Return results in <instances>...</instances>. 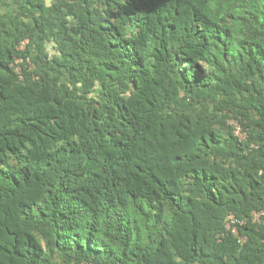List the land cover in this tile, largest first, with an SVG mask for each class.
<instances>
[{
    "label": "trees",
    "instance_id": "trees-1",
    "mask_svg": "<svg viewBox=\"0 0 264 264\" xmlns=\"http://www.w3.org/2000/svg\"><path fill=\"white\" fill-rule=\"evenodd\" d=\"M0 264H264V0H0Z\"/></svg>",
    "mask_w": 264,
    "mask_h": 264
},
{
    "label": "built area",
    "instance_id": "built-area-1",
    "mask_svg": "<svg viewBox=\"0 0 264 264\" xmlns=\"http://www.w3.org/2000/svg\"><path fill=\"white\" fill-rule=\"evenodd\" d=\"M25 46V42H23L22 47ZM28 61H30V59L28 58ZM21 62H23L22 58H18L17 59V63L20 64ZM17 70H21V67L18 65ZM235 125V133L237 136H239L241 139L246 137V134L243 132V130L241 129L240 125L237 122H234ZM256 218L259 216L258 213H255ZM236 221V218L233 214H231L228 218V222H227V229L228 230H232L235 234H238V230L236 226H233L232 224ZM242 240L244 241L245 238H242Z\"/></svg>",
    "mask_w": 264,
    "mask_h": 264
},
{
    "label": "rangeland",
    "instance_id": "rangeland-1",
    "mask_svg": "<svg viewBox=\"0 0 264 264\" xmlns=\"http://www.w3.org/2000/svg\"><path fill=\"white\" fill-rule=\"evenodd\" d=\"M49 50H50V51H53V47H52L51 44H49Z\"/></svg>",
    "mask_w": 264,
    "mask_h": 264
}]
</instances>
